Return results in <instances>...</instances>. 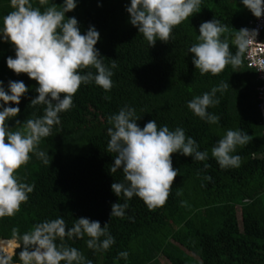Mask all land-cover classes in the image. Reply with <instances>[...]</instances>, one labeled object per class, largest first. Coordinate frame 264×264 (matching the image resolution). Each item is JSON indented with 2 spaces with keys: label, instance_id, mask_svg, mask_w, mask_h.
I'll use <instances>...</instances> for the list:
<instances>
[{
  "label": "trees",
  "instance_id": "trees-1",
  "mask_svg": "<svg viewBox=\"0 0 264 264\" xmlns=\"http://www.w3.org/2000/svg\"><path fill=\"white\" fill-rule=\"evenodd\" d=\"M33 7L44 11L52 4L60 10L65 0H30ZM77 7L66 13L75 17L81 34L94 27L100 34L96 44L104 64L111 67L113 87L105 91L94 82L82 84L73 97V106L60 113L59 125L51 135L42 138L30 153L26 165L18 170L19 179L34 190L20 210L11 217L0 218V255L6 264H22L19 253L23 242L13 238L29 233L44 221L63 218L68 228L81 217L108 223L115 243L107 251L87 247L82 239H64L84 256V264H264V125L258 109L257 73L247 66L245 52L241 64H231L218 75L201 74L192 63L189 48L199 42L201 23L212 19L226 25L221 36L235 54L237 31L249 27L256 19L242 0H201L199 12L176 26L167 43L157 41L151 47L138 29L129 22L126 7L131 0H75ZM12 8L10 0H0L2 18ZM264 39V33L262 34ZM15 58V48L0 38V82L8 91L10 81H23L28 92L21 97L19 114L6 121L14 129L17 121L39 118L44 105L29 106L38 93L36 81L27 74L17 75L7 67V58ZM95 73L94 68L83 69ZM221 83L228 88L217 92L219 103L207 111L219 117L215 124L202 120L187 107L194 97L211 93ZM0 104H3L0 101ZM134 109L138 125L143 128L155 120L158 128L177 127L193 138L198 151L207 152L204 161H196L179 153L172 155L173 168L179 170L164 206L149 209L136 196L127 200L129 207L123 218L110 216L114 203H125L111 189L114 182L126 183L122 169L110 172L115 153L107 150L112 127L109 117L121 108ZM2 110V109H0ZM228 130H242L251 136L246 145H238L232 155L241 157L239 167L221 168L212 156V148ZM44 152V158L36 155ZM208 165V167H205ZM211 176V181L205 177ZM104 237H101L103 240ZM59 245L61 241L57 239ZM127 259L118 258L120 252ZM61 264H66L61 261ZM75 264V262H74Z\"/></svg>",
  "mask_w": 264,
  "mask_h": 264
},
{
  "label": "clouds",
  "instance_id": "clouds-1",
  "mask_svg": "<svg viewBox=\"0 0 264 264\" xmlns=\"http://www.w3.org/2000/svg\"><path fill=\"white\" fill-rule=\"evenodd\" d=\"M39 3L44 5L46 0H39ZM242 3L257 19L264 17V0H242ZM200 4L201 0H131L126 11L130 24L154 47L158 40L167 43L173 29L199 12ZM10 7L12 11L2 18L0 27V38L15 48V58H7V67L17 75L27 74L36 81L38 95L29 106L45 107L41 117L26 119L23 124L17 121L16 127L10 129L6 121L16 117L20 109L6 105H19L28 88L23 81H10L8 91H5L0 82V101L3 102L0 104V218L14 216L28 200L34 185L22 182L18 170L27 164L30 153L36 151L41 139L50 136L52 127L61 123L60 113L73 106V97L80 86L94 82L110 91L114 74L111 69L117 67L115 60L111 67L104 64V57L95 47L100 34L94 27L90 26L85 34H81L77 19L66 18L65 14L77 7L75 0H65L60 10L52 4L41 11L39 7H33L30 0H10ZM227 31V26L216 19L201 23L199 42L193 44L189 52L193 54V65L202 75L216 76L229 64L239 66L243 51L252 42L251 37L258 35L255 29L237 31L238 51L232 54L228 41L221 39ZM90 68H94L95 73L81 74V70ZM228 86L221 83L211 93L194 97L187 107L200 119L218 123L219 117L209 114L207 109L220 102L215 99L216 93ZM138 120L134 109L127 106L108 120L112 127L107 129L110 137L107 150L115 153L110 172L122 169L126 182L111 185L117 197L122 194L126 198L123 204H112L111 217L123 218L129 207L127 200L133 196L139 197L149 209L165 205L179 173L173 168V154L179 153L196 161L208 157L207 152L198 151L196 141L186 137L182 128L170 130L167 125L158 128L155 120H149L141 128ZM250 140L251 136L242 130H228L212 148V156L221 168L239 167L241 157L231 153L238 145H246ZM36 155L47 163L44 152H36ZM205 179L211 181L212 177ZM85 235L90 238L86 242L89 249L107 251L115 243L109 234L108 223L102 227L99 221L84 217L76 219L71 228L61 217L35 225L22 237H18L17 229L12 231L13 238L23 242L19 253L22 264H61V261L84 264L83 254L63 241L66 237L82 239ZM57 239L61 241L59 245ZM127 257L126 251L118 254V258ZM0 264H6V261L0 259ZM87 264L92 262L89 260Z\"/></svg>",
  "mask_w": 264,
  "mask_h": 264
},
{
  "label": "built area",
  "instance_id": "built-area-1",
  "mask_svg": "<svg viewBox=\"0 0 264 264\" xmlns=\"http://www.w3.org/2000/svg\"><path fill=\"white\" fill-rule=\"evenodd\" d=\"M249 30L255 29L257 36H252V42L248 44L245 52V61L248 67L254 69L260 85L257 87V98L259 100L258 109L261 114L262 123L264 125V17L250 21Z\"/></svg>",
  "mask_w": 264,
  "mask_h": 264
},
{
  "label": "water",
  "instance_id": "water-1",
  "mask_svg": "<svg viewBox=\"0 0 264 264\" xmlns=\"http://www.w3.org/2000/svg\"><path fill=\"white\" fill-rule=\"evenodd\" d=\"M2 241H13V242H15V244H16V249L19 247V244L17 243V241L16 240H2ZM16 253V250L14 251V252H12V254H8L9 256H13L14 254Z\"/></svg>",
  "mask_w": 264,
  "mask_h": 264
},
{
  "label": "rangeland",
  "instance_id": "rangeland-1",
  "mask_svg": "<svg viewBox=\"0 0 264 264\" xmlns=\"http://www.w3.org/2000/svg\"><path fill=\"white\" fill-rule=\"evenodd\" d=\"M160 262H161L162 264H169V262H168L166 259H164V258H161V259H160Z\"/></svg>",
  "mask_w": 264,
  "mask_h": 264
},
{
  "label": "flooded vegetation",
  "instance_id": "flooded-vegetation-1",
  "mask_svg": "<svg viewBox=\"0 0 264 264\" xmlns=\"http://www.w3.org/2000/svg\"><path fill=\"white\" fill-rule=\"evenodd\" d=\"M17 250V249H16ZM0 255H5L7 257H12V256H9L7 253H0ZM14 256V255H13Z\"/></svg>",
  "mask_w": 264,
  "mask_h": 264
}]
</instances>
